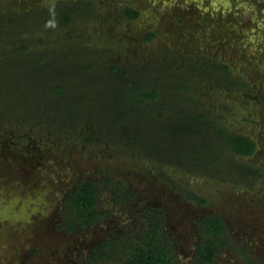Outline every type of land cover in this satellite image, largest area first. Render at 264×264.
Masks as SVG:
<instances>
[{
  "label": "rangeland",
  "instance_id": "1",
  "mask_svg": "<svg viewBox=\"0 0 264 264\" xmlns=\"http://www.w3.org/2000/svg\"><path fill=\"white\" fill-rule=\"evenodd\" d=\"M60 9L73 21L48 23ZM134 83L159 98L132 106ZM262 93L264 0H0V264H125L103 246L144 231L147 207L176 264H197L211 213L264 261ZM87 180L110 215L70 230L66 194ZM215 264L245 262L226 247Z\"/></svg>",
  "mask_w": 264,
  "mask_h": 264
},
{
  "label": "trees",
  "instance_id": "2",
  "mask_svg": "<svg viewBox=\"0 0 264 264\" xmlns=\"http://www.w3.org/2000/svg\"><path fill=\"white\" fill-rule=\"evenodd\" d=\"M125 13L130 19H136L140 15V12L132 7L127 8ZM73 19V13L64 9L46 16V21L54 26H66ZM155 36L156 33L151 32L148 38L152 39ZM90 67H95V64H91ZM131 86L125 88L124 96L132 106L157 100L160 96L158 88L139 86L136 83ZM64 88V86L59 85L55 89L63 91ZM260 97L264 101V93ZM221 133L226 134L224 130ZM226 139L232 150L239 155L250 156L256 150V143L250 136L227 135ZM115 190L117 192L115 195L117 203L122 202L123 199L127 201L131 199L129 193L118 194L120 189L115 188ZM100 195L101 189L95 180L79 181L66 194L64 206L66 208L67 226L70 230L84 231L87 227L102 221L110 215L108 209L98 206ZM142 217L147 222V228L144 231L137 232L123 243L118 239L105 242L103 247L111 252L108 257L114 254L112 250H118L125 256V264H176L178 256L174 241L167 235H162L163 220L159 209L147 207L143 210ZM198 227L202 242L197 248V264H215L219 254L226 247L232 248L241 255L245 264H264V261L254 258L250 250L238 248L230 236L226 221L219 214L205 215L198 222ZM99 253L98 250L95 252L96 255ZM91 263V261H88L87 264Z\"/></svg>",
  "mask_w": 264,
  "mask_h": 264
}]
</instances>
